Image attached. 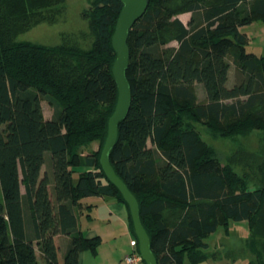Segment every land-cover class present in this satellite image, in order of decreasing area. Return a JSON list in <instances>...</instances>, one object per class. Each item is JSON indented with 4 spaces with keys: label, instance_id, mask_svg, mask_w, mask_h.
Instances as JSON below:
<instances>
[{
    "label": "trees",
    "instance_id": "trees-1",
    "mask_svg": "<svg viewBox=\"0 0 264 264\" xmlns=\"http://www.w3.org/2000/svg\"><path fill=\"white\" fill-rule=\"evenodd\" d=\"M147 1L129 32L132 101L109 160L138 201L157 263L205 264L207 238L231 222H246L264 238V160L260 187L252 186L191 125L224 139L264 137V57L246 51L241 32L264 23V0ZM64 6L0 0V264H39L37 248L43 264H61L58 236L66 238L62 264L97 254L101 238L79 230L84 210L90 219L95 207L87 198L114 199L130 213L100 164L118 99L112 37L123 4L90 1L82 14L94 37L88 49L17 41L53 24ZM184 13L192 14L188 26L178 19ZM196 84L207 103L198 102ZM43 98L54 108L50 120ZM93 143L98 150L85 154ZM130 223L140 253L131 214ZM261 247L253 246L259 260L249 264H264Z\"/></svg>",
    "mask_w": 264,
    "mask_h": 264
},
{
    "label": "rangeland",
    "instance_id": "rangeland-1",
    "mask_svg": "<svg viewBox=\"0 0 264 264\" xmlns=\"http://www.w3.org/2000/svg\"><path fill=\"white\" fill-rule=\"evenodd\" d=\"M91 0H65V6L61 13L55 18L53 24L42 23L31 30L20 34L17 41L32 42L45 46H56L62 43L76 45L83 49L90 48L94 37L90 32L88 21L82 17V14L90 8ZM241 32L247 37L246 51L253 53L256 57H264V23L253 22L251 25L241 28ZM177 42L169 44L176 45ZM175 47V46H173ZM231 63L230 83H234L236 67L233 58H228ZM195 91L198 102L207 103V97L202 86L195 85ZM42 108L46 120L53 117L54 108L48 100L42 99ZM194 128L199 132L203 141H205L216 152L217 157L224 163H232L233 168L241 176H248V182L252 186L260 187L262 174L260 166L264 160V137L257 133L248 136L239 137L235 140L224 139L211 132L204 124L192 122ZM149 147L152 144L149 143ZM96 148V150H95ZM99 148L98 143H93L85 147L84 152H95ZM24 192V188L22 187ZM80 224L85 229L90 227L86 220V213L80 216ZM93 226V225H92ZM105 225H97V229L103 230ZM88 229H85L87 232ZM130 236L123 239V246L129 249ZM66 238L56 237V244L59 247V258L62 264L63 255L61 250L65 245ZM209 243V254L211 258L205 264H249L259 260L258 254L253 251V246L259 252H262V243L264 238L254 237L252 230L246 222L230 223L227 228H220L215 234L210 235L207 240ZM110 244V243H107ZM39 264H43V259L39 248H37ZM264 262V256L260 259Z\"/></svg>",
    "mask_w": 264,
    "mask_h": 264
},
{
    "label": "water",
    "instance_id": "water-1",
    "mask_svg": "<svg viewBox=\"0 0 264 264\" xmlns=\"http://www.w3.org/2000/svg\"><path fill=\"white\" fill-rule=\"evenodd\" d=\"M120 1L123 4V8L118 17L112 37V46L116 54L112 72L118 87V99L115 110L108 122V136L102 150L100 164L109 181L118 188L129 206L135 234L139 243L140 255L145 264H158L151 250L150 237L140 219L138 201L127 185L116 175L109 160V153L117 141L118 125L127 117L132 101L131 87L126 76L130 62V50L128 47L129 32L148 8L147 0Z\"/></svg>",
    "mask_w": 264,
    "mask_h": 264
},
{
    "label": "crops",
    "instance_id": "crops-1",
    "mask_svg": "<svg viewBox=\"0 0 264 264\" xmlns=\"http://www.w3.org/2000/svg\"><path fill=\"white\" fill-rule=\"evenodd\" d=\"M191 18V13H184L178 16V19L185 26H188ZM173 46H175L174 48H177L178 43H176V45H172L171 47ZM229 83L230 73L228 85ZM202 89L204 90L203 87ZM84 202L85 204L95 205V207H93L90 211V219L86 218L87 222L90 224V227L87 226V228H85L88 229V231L85 232V229L82 228L80 218L79 230H81L88 238L99 236L101 238V244L98 247L97 254H92L89 251L82 253L80 257V264H124L125 257L132 250V244L137 242L131 231L130 213L127 206L114 199H103L97 197L87 198ZM84 212L87 216L88 212L86 210H84ZM99 224L105 225V228L99 231L97 229V225ZM128 236L131 238L129 241L130 247L127 250L122 243L123 239ZM61 252L63 255V249Z\"/></svg>",
    "mask_w": 264,
    "mask_h": 264
},
{
    "label": "built area",
    "instance_id": "built-area-1",
    "mask_svg": "<svg viewBox=\"0 0 264 264\" xmlns=\"http://www.w3.org/2000/svg\"><path fill=\"white\" fill-rule=\"evenodd\" d=\"M132 247L134 251L125 257L124 264H145L140 253L137 252V242H134Z\"/></svg>",
    "mask_w": 264,
    "mask_h": 264
}]
</instances>
